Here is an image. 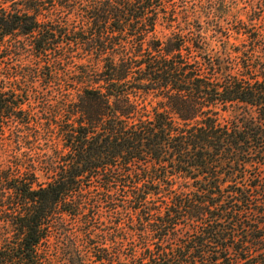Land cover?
<instances>
[{
  "label": "trees",
  "instance_id": "16d2710c",
  "mask_svg": "<svg viewBox=\"0 0 264 264\" xmlns=\"http://www.w3.org/2000/svg\"><path fill=\"white\" fill-rule=\"evenodd\" d=\"M259 24L264 0H0L31 64L0 67V139L51 150L0 168V264H264Z\"/></svg>",
  "mask_w": 264,
  "mask_h": 264
},
{
  "label": "rangeland",
  "instance_id": "374dc122",
  "mask_svg": "<svg viewBox=\"0 0 264 264\" xmlns=\"http://www.w3.org/2000/svg\"><path fill=\"white\" fill-rule=\"evenodd\" d=\"M177 4H179V1H177ZM260 27L261 29L264 28V24L260 25ZM157 33L160 37H164L165 35L170 33V30L165 28L164 26H159ZM8 53L9 51L7 53H1L0 51V56L3 55V58H2L3 62L1 63L0 67L4 68V72L6 73L14 72V74H17L19 73V71H21V69H23L24 73L30 72L31 64L29 62L30 61L29 58L26 59L24 58V56L23 58L21 56L19 57L18 53H14V52L7 55ZM58 72L59 74H61V71H58ZM42 84L43 82L34 83V85L40 90H41V87H44ZM12 87H14L13 89L17 88L16 92H21V90L18 88H21V87L25 88L26 84L21 82V80L16 79L12 81ZM40 95H41L40 93L35 94V97H34V95L32 94L31 100L29 102L31 106H28V104L24 105L25 108H28L31 110L32 115H34V112L37 111V108L35 106V103H37V101L35 102V100ZM148 100L152 102V99L150 96ZM46 151H47V147H46L45 139L39 138L38 140L30 136L27 139H23L22 137L18 138L15 128L7 129V131L4 133V137L0 139V168H6L7 166L13 165V164H19V166L22 167L21 164H26L28 160L31 158L30 156L37 155L36 154L37 152V153H40V156L44 157V153ZM47 152H48L47 154H49L51 153V150ZM36 172L41 181L46 180V177L43 175V171L41 169H39Z\"/></svg>",
  "mask_w": 264,
  "mask_h": 264
}]
</instances>
